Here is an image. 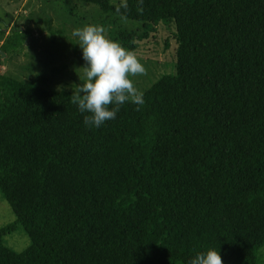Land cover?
Here are the masks:
<instances>
[{"label":"trees","instance_id":"16d2710c","mask_svg":"<svg viewBox=\"0 0 264 264\" xmlns=\"http://www.w3.org/2000/svg\"><path fill=\"white\" fill-rule=\"evenodd\" d=\"M82 1L135 52L174 25L176 73L98 129L72 92L0 76V195L17 217L0 264H189L209 248L264 264V0ZM18 225L22 253L4 241Z\"/></svg>","mask_w":264,"mask_h":264},{"label":"rangeland","instance_id":"374dc122","mask_svg":"<svg viewBox=\"0 0 264 264\" xmlns=\"http://www.w3.org/2000/svg\"><path fill=\"white\" fill-rule=\"evenodd\" d=\"M126 0H112L122 4ZM0 76L18 81H46L54 90L74 93L81 83L85 66L80 46L73 32L85 25H101L111 39V31L120 28L107 26V15L99 7L82 0H0ZM123 26L136 27L132 22ZM174 25L161 24L158 32L140 43L137 55L146 68V75L133 77L141 91L150 88L162 76L176 73L177 41ZM24 38L15 50L4 51L7 43ZM62 86V87H61ZM17 217L9 203L0 195V229L15 224ZM6 245L22 253L30 247L31 239L23 226L5 236ZM264 258V250L261 252Z\"/></svg>","mask_w":264,"mask_h":264},{"label":"clouds","instance_id":"9594fccd","mask_svg":"<svg viewBox=\"0 0 264 264\" xmlns=\"http://www.w3.org/2000/svg\"><path fill=\"white\" fill-rule=\"evenodd\" d=\"M82 50L85 66L81 83L76 85L71 102L84 115V124L100 128L115 120L122 105L145 104V93L135 86L133 77L146 75V68L134 50H129L106 34L101 25L91 24L73 32ZM62 87V86H61ZM189 264H224L221 250L209 248L197 252Z\"/></svg>","mask_w":264,"mask_h":264}]
</instances>
